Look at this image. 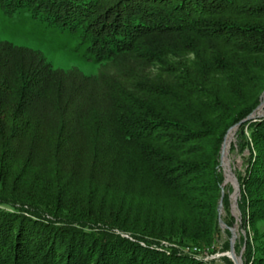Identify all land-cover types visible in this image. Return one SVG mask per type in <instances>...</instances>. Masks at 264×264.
Listing matches in <instances>:
<instances>
[{
	"label": "trees",
	"instance_id": "trees-1",
	"mask_svg": "<svg viewBox=\"0 0 264 264\" xmlns=\"http://www.w3.org/2000/svg\"><path fill=\"white\" fill-rule=\"evenodd\" d=\"M0 5L80 33L103 64L93 76L60 71L0 42V186L18 187L0 192V264H202L180 248L219 237L223 136L248 126L264 143V117L245 121L264 91V0ZM116 154L133 164L119 173L124 183H101L100 158ZM248 166L239 177L243 264H264V153ZM136 177L155 194L131 193ZM71 188L110 197L107 221L70 213Z\"/></svg>",
	"mask_w": 264,
	"mask_h": 264
},
{
	"label": "rangeland",
	"instance_id": "rangeland-1",
	"mask_svg": "<svg viewBox=\"0 0 264 264\" xmlns=\"http://www.w3.org/2000/svg\"><path fill=\"white\" fill-rule=\"evenodd\" d=\"M0 42L10 43L18 47L34 50L38 52V54L44 58V61L52 68L60 71L75 69L83 75L93 76L103 67V64L95 61L94 56L88 52L89 42L82 38L80 33H73L69 29L55 25L50 26L41 19H34L26 9H19L13 13H7L0 5ZM263 93L260 96L259 105L253 111V117L249 119L251 121L264 117L261 116L264 114ZM97 104L100 105L101 103ZM38 117L44 120V125L47 126L46 129L52 127L53 119H46L45 117H42L41 114L38 115ZM239 132L243 133L245 138L242 137ZM232 133L233 136L230 137ZM253 137V133L248 126L243 127V130L240 131L238 125L230 127L223 136L221 145L222 143L225 144L228 142V151L225 159L223 158L222 161L220 160L219 153V165L223 174V181L220 185V194L216 208L219 237L215 244L204 246L187 244L182 246L183 248H198V255L201 259H195L202 264H225V258L228 257L224 254L229 250L231 238L234 240L233 248L235 255L237 257L240 255L243 263L242 255L245 249L243 235L245 231L243 230L242 215L238 207L240 191L242 189L239 184V179L244 178L245 175L249 173V161L252 160L256 154L260 153L262 155V153H264V143L260 140L255 142ZM245 141L248 142V146L245 144ZM100 160L101 165L97 170H102V174H100L101 183L109 182L112 185L122 186L124 183V176L119 173L120 171H123V169H130L133 165L132 162H126L125 158L117 154L110 160L104 158H100ZM228 168L233 173L239 188V195L235 206L233 201L234 187L228 180ZM224 172L226 175H224ZM263 174L264 173H262V175ZM92 176H90L91 180ZM126 186L133 194H137L141 189L146 188V186L148 188L146 189L145 194H155L152 189L154 186L151 183L144 185L141 177H136L134 180H130ZM16 189H18V187H14L12 181L6 182L5 184L3 183L0 186L1 194H9ZM44 192L45 189L43 187L39 189L41 199L45 198V196H43ZM81 192L83 193V191H79L75 188H71L68 191L67 200H69V202L67 204L65 203V205L68 209H70L69 206L75 208L68 211L70 213L79 212L81 218L90 219L93 222L101 220L107 221V217L111 211L110 197H102L100 194L96 193L93 194L92 197H89V199L88 197L87 199H84L83 197L86 196V194L82 197L80 195ZM39 201L43 202L44 200ZM220 202L222 205L221 208H219ZM86 206L87 208H85ZM219 218L224 227L219 224ZM261 225L262 223H259L260 228H262ZM228 228L233 229V234ZM245 229L248 231V234H251L249 223H246ZM114 232L129 237V235L122 234L120 231L114 230ZM156 245L158 247L164 245L163 247L166 248L171 246H169L167 241H162Z\"/></svg>",
	"mask_w": 264,
	"mask_h": 264
},
{
	"label": "water",
	"instance_id": "water-1",
	"mask_svg": "<svg viewBox=\"0 0 264 264\" xmlns=\"http://www.w3.org/2000/svg\"><path fill=\"white\" fill-rule=\"evenodd\" d=\"M263 101H264V93H263ZM253 113L254 112H252V113H250L246 118H245V120H247V119H251L252 117H253ZM261 116H264V114L263 115H261ZM219 153H220V160L222 161V159H223V143H222V145H221V149H220V151H219ZM228 171H229V174H230V179H229V181L233 184V187H234V192H233V201H234V206L236 205V200H237V197H238V195H239V188H238V184H237V182H236V180H235V177H234V175H233V173L229 170V168H228ZM224 175H226L225 174V172H224ZM227 180V179H226ZM228 181V180H227ZM221 202L219 203V208H221ZM218 222H219V224L222 226V227H224V225H223V223H222V221H221V219L219 218L218 219ZM229 229V231H231L232 232V234H233V229L232 228H228ZM233 243H234V240H233V238H231L230 239V246H229V250H228V252L227 253H225L224 255L226 256V257H228L232 262H233V264H243L242 263V260H241V256L239 255L238 257L235 255V252H234V248H233ZM237 258H238V260H237Z\"/></svg>",
	"mask_w": 264,
	"mask_h": 264
},
{
	"label": "built area",
	"instance_id": "built-area-1",
	"mask_svg": "<svg viewBox=\"0 0 264 264\" xmlns=\"http://www.w3.org/2000/svg\"><path fill=\"white\" fill-rule=\"evenodd\" d=\"M183 252H185V253H188V254H190V255H192L194 258H199V259H201V257H199V250H198V248H196V247H192V248H180Z\"/></svg>",
	"mask_w": 264,
	"mask_h": 264
},
{
	"label": "bare ground",
	"instance_id": "bare-ground-1",
	"mask_svg": "<svg viewBox=\"0 0 264 264\" xmlns=\"http://www.w3.org/2000/svg\"><path fill=\"white\" fill-rule=\"evenodd\" d=\"M233 136V133L230 135V137ZM228 151V142L223 144V158L225 159ZM230 174L228 175V180L230 179ZM238 260V259H237Z\"/></svg>",
	"mask_w": 264,
	"mask_h": 264
}]
</instances>
